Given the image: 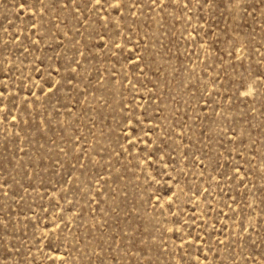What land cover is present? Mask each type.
<instances>
[{
	"label": "rangeland",
	"instance_id": "1",
	"mask_svg": "<svg viewBox=\"0 0 264 264\" xmlns=\"http://www.w3.org/2000/svg\"><path fill=\"white\" fill-rule=\"evenodd\" d=\"M0 264H264V0H0Z\"/></svg>",
	"mask_w": 264,
	"mask_h": 264
}]
</instances>
